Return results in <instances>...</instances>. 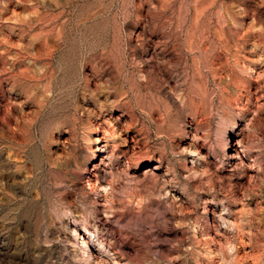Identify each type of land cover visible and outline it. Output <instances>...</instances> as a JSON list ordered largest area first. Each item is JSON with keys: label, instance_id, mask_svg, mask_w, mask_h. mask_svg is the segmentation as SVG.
Returning a JSON list of instances; mask_svg holds the SVG:
<instances>
[{"label": "rangeland", "instance_id": "374dc122", "mask_svg": "<svg viewBox=\"0 0 264 264\" xmlns=\"http://www.w3.org/2000/svg\"><path fill=\"white\" fill-rule=\"evenodd\" d=\"M0 264H264V0H0Z\"/></svg>", "mask_w": 264, "mask_h": 264}, {"label": "bare ground", "instance_id": "6f19581e", "mask_svg": "<svg viewBox=\"0 0 264 264\" xmlns=\"http://www.w3.org/2000/svg\"><path fill=\"white\" fill-rule=\"evenodd\" d=\"M84 243H86V241L84 240Z\"/></svg>", "mask_w": 264, "mask_h": 264}]
</instances>
